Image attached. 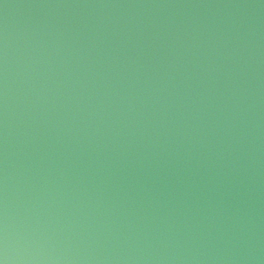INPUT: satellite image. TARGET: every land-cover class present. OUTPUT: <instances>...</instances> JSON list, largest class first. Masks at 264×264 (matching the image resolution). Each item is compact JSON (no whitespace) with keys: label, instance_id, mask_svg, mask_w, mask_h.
<instances>
[{"label":"water","instance_id":"95a60500","mask_svg":"<svg viewBox=\"0 0 264 264\" xmlns=\"http://www.w3.org/2000/svg\"><path fill=\"white\" fill-rule=\"evenodd\" d=\"M12 264H264V0H0V235Z\"/></svg>","mask_w":264,"mask_h":264},{"label":"clouds","instance_id":"9594fccd","mask_svg":"<svg viewBox=\"0 0 264 264\" xmlns=\"http://www.w3.org/2000/svg\"><path fill=\"white\" fill-rule=\"evenodd\" d=\"M15 259L9 245L8 225L5 217L2 235H0V264H12Z\"/></svg>","mask_w":264,"mask_h":264}]
</instances>
